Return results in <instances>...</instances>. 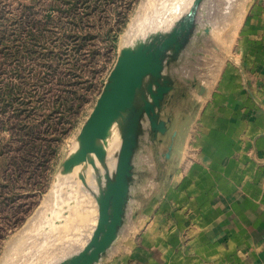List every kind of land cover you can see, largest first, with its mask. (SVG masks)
<instances>
[{
    "label": "rangeland",
    "instance_id": "1",
    "mask_svg": "<svg viewBox=\"0 0 264 264\" xmlns=\"http://www.w3.org/2000/svg\"><path fill=\"white\" fill-rule=\"evenodd\" d=\"M193 1L0 0V264H59L90 241L105 181L92 188L79 176L98 174L77 167L63 172L62 164L78 150L80 130L120 50L169 32ZM249 2L202 0L179 56L191 57L202 73L219 32L228 26L234 32ZM146 130L143 120L141 135ZM112 133L119 142L116 162L109 171L105 159L98 170L102 180L105 171L113 178L121 146L118 127ZM165 149L154 150L152 167L136 163L118 241L103 261L118 238L132 236L135 206L154 205L148 194L157 183H169L174 169L169 165L164 173Z\"/></svg>",
    "mask_w": 264,
    "mask_h": 264
},
{
    "label": "crops",
    "instance_id": "2",
    "mask_svg": "<svg viewBox=\"0 0 264 264\" xmlns=\"http://www.w3.org/2000/svg\"><path fill=\"white\" fill-rule=\"evenodd\" d=\"M228 27L202 73L191 57L166 64L167 131L140 133L132 178L165 148L164 173L174 171L148 194L154 205L133 207L132 236L99 264H264V0Z\"/></svg>",
    "mask_w": 264,
    "mask_h": 264
},
{
    "label": "water",
    "instance_id": "3",
    "mask_svg": "<svg viewBox=\"0 0 264 264\" xmlns=\"http://www.w3.org/2000/svg\"><path fill=\"white\" fill-rule=\"evenodd\" d=\"M201 2L194 0L169 32H156L134 47L120 50L107 83L80 130L78 150L62 164L63 172H69L88 162L98 174V186L105 181L96 197L97 224L86 246L59 264H96L116 240L128 201L132 160L142 121L146 120L150 132L167 131L168 120L161 117L173 85L164 68L179 56L192 37ZM113 125L121 133V146L113 178L106 172L101 180L98 170L105 166V146ZM79 177L85 182L84 176Z\"/></svg>",
    "mask_w": 264,
    "mask_h": 264
},
{
    "label": "bare ground",
    "instance_id": "4",
    "mask_svg": "<svg viewBox=\"0 0 264 264\" xmlns=\"http://www.w3.org/2000/svg\"><path fill=\"white\" fill-rule=\"evenodd\" d=\"M148 3V2H147ZM166 25V24H165ZM114 127H117L116 125H113L112 128L110 129V135L112 133V130L114 129ZM108 137L107 142H106V146H105V150H106V155H107V169L110 171L111 169L114 168L115 166V158H113L114 154L116 153L118 147H119V142H118V138L114 135V133H112L111 137ZM90 158H93V155H89ZM89 169L91 172L95 173L94 170L92 169V166L86 162L82 165H80L79 167H77L76 170H83V172L85 173V170ZM108 172L105 171L104 174ZM86 178H84L86 180V182L88 183L89 186H91L92 188L94 185V182H97V178L98 176H95L92 173H85ZM104 176V175H103ZM102 180V177H101Z\"/></svg>",
    "mask_w": 264,
    "mask_h": 264
}]
</instances>
